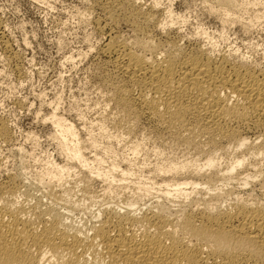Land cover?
I'll use <instances>...</instances> for the list:
<instances>
[{"label":"bare ground","instance_id":"6f19581e","mask_svg":"<svg viewBox=\"0 0 264 264\" xmlns=\"http://www.w3.org/2000/svg\"><path fill=\"white\" fill-rule=\"evenodd\" d=\"M128 1L135 6L137 0ZM215 1L216 5L210 13L222 11L219 16L222 23H236L239 20L234 15L237 8L240 10L242 5L253 8L260 0ZM104 2L102 8L110 13L108 17L116 18V0ZM129 3L128 14L143 21L133 25L138 30H144L146 24L155 19L153 12L143 13L142 8ZM166 11L169 16L170 11ZM155 27L161 33L171 29L160 23ZM147 33L151 36L149 31ZM202 35L199 40H205V45H200L201 41L197 39L195 45L187 47L168 34L162 40L143 36L129 48L118 44L120 40H109L101 50L114 56V68L119 76L117 81L106 84L112 89L110 100L125 116L153 121L163 133H170L186 144L204 139L205 144L214 148L221 141L232 142L235 149L249 152V158L259 162L260 166L239 178L244 172L236 170L243 169L244 158L238 159L233 167L225 171L218 170L209 160L205 172L185 173L178 179L176 176L180 171L177 168L170 165L158 167L154 180L162 175V181L161 184L154 183L157 184V188L152 189L155 192L137 188L135 196H131L125 206L122 204V209L118 208L120 205L115 206L117 204H105L98 208V212L90 214V225L85 229L81 228L83 223L79 228L70 218L72 211L82 207L80 201L72 202L64 198L67 196L69 199L72 193L70 187L56 190L48 184L42 196L47 198V203L41 204L43 202L38 198V203L28 206L26 199V204L17 201L23 187L20 189L18 181L11 177L8 182L0 183V197H4L0 199V264H264L263 202L236 198L229 205L225 204L226 207L218 204L219 201L223 204L221 197L228 194L226 187L231 186L235 179L242 187L258 183V187L264 189V70L237 50L217 54V41ZM54 113L50 120L58 128L59 136L65 140L66 136L75 139L73 126L64 123L58 116L56 118ZM249 131L261 135L256 139L253 137L254 141L250 142L249 137L243 136ZM0 136L8 138L3 124L0 125ZM67 151L82 170L88 169V161L76 144L68 147ZM136 151L134 155H138ZM96 162L99 165L102 161ZM106 171L111 176L120 175V182L129 176L127 170L120 171L116 164H111ZM59 172L52 173L54 176L49 177L51 182L48 183L56 177L61 180L63 173ZM84 172L82 183L89 184L94 175L89 177ZM189 185L193 188L186 191L183 187ZM87 186L83 185L80 192L90 201L94 197L91 193L89 195ZM26 190H23L24 196ZM152 192L159 194L162 202H156L157 198L154 200L156 203L148 207L142 205L146 208L140 209L138 204ZM202 194L209 198L202 197ZM191 195H200L201 198L191 199ZM180 197L182 199L177 203L175 199ZM170 199L178 205L179 209L175 212L167 205L168 200L172 201Z\"/></svg>","mask_w":264,"mask_h":264},{"label":"rangeland","instance_id":"374dc122","mask_svg":"<svg viewBox=\"0 0 264 264\" xmlns=\"http://www.w3.org/2000/svg\"><path fill=\"white\" fill-rule=\"evenodd\" d=\"M126 1L130 2L116 0L114 15L117 19H113L103 9L104 0H0V125L3 124L8 133L6 139L0 136V183L15 178L19 188L23 187L17 201L28 202V206L38 203V198L43 202L41 204L47 203V198L42 196L48 184H52L56 190L70 187L72 193L69 199L67 196L64 198L72 202L78 200L82 207L72 211L73 216L72 212L69 215L75 221L74 225L80 228L84 224L86 227L81 226L83 229L90 225V214L98 212V208L105 204H117L115 206L120 205L118 208L122 209L129 198L135 196L137 188L156 189L162 181V175L154 180L158 167L170 165L177 168L180 171L176 176L178 179L185 173L205 172L209 160L218 170L225 171L233 167L238 159L244 158L243 169L236 170L244 172L239 178L260 166L259 162L249 158V152L235 149L232 142L221 141L214 148L205 144L204 139L186 144L170 133H163L153 121L125 116L111 102L112 89L107 86L110 81L119 79L114 68V56L103 53L101 49L112 39L115 42L120 40L118 44H125L128 48L133 47L135 40L149 36L148 31L151 34L149 37L157 40L166 39L168 34L183 47L195 45L198 41H201L200 45H205L206 41L199 39L206 33L207 37L217 41V54L237 50L264 70V0H260L255 8L245 5L239 7L240 10L237 8L234 15L239 18V24L238 21L222 23L219 18L222 11L210 13L216 5L215 0H137L135 6L130 2L134 7L142 8L143 13L153 12L155 19L147 24L145 22L147 28L145 26L144 30L135 27L143 21L128 14L130 11ZM155 3L158 5L155 6ZM154 6L157 8L153 9ZM166 10L170 11L169 16ZM257 14H260L259 17ZM158 21L171 29L161 33L155 27ZM205 35H202L203 38ZM53 111L56 118H62L64 123L73 126L75 139L66 136L65 140L59 136L58 128L50 120ZM260 135L256 131L243 134L249 137L250 142ZM73 144L87 159L89 170H82L68 156L67 149ZM134 151L138 155H134ZM97 160L102 162L98 165ZM111 164H116L120 171L129 172L125 181L120 182V175L107 173ZM62 169L64 172L67 169L65 174ZM54 172L63 173L64 176L62 174L61 180L56 177L52 183H48ZM83 172L89 177L94 175L88 186L84 184L86 182L82 183ZM238 183V179L233 180L232 185L235 186H227L228 194L221 197L223 204L222 201L217 203L226 207L236 198H247L264 204V189L261 190L258 183L247 187ZM83 185L89 187V195L91 193L94 197L92 200L81 196L80 188ZM183 188L191 191L193 187L189 185ZM23 190L27 191L25 196ZM154 192L144 197L139 203L141 206L138 204L140 209L162 202L159 194ZM201 196L191 195L190 198L198 199ZM157 198L159 201H156ZM180 199L182 197L175 200L179 203ZM170 200L167 205L175 212L179 209L178 205L175 200Z\"/></svg>","mask_w":264,"mask_h":264}]
</instances>
